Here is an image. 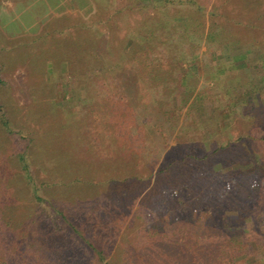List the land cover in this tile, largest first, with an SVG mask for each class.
Segmentation results:
<instances>
[{
  "label": "rangeland",
  "instance_id": "374dc122",
  "mask_svg": "<svg viewBox=\"0 0 264 264\" xmlns=\"http://www.w3.org/2000/svg\"><path fill=\"white\" fill-rule=\"evenodd\" d=\"M154 2L159 5L161 1L154 0L151 3ZM136 3L137 0H104V3L98 4L94 0L83 2L81 0H0V78L5 81L1 90L4 92L2 104L9 109L7 114L12 112L16 117L13 119L22 124L24 122L35 141L38 140L43 144L42 147L48 146L43 150L45 152L42 155L43 161L41 155L37 158L44 165V168L39 169V174L43 180L46 179L51 183L50 189L66 194L71 203L64 201L66 214L56 216V212L51 207V202H55L54 200L39 190L42 198L40 201L33 194L32 186L27 185V188L23 186V178L19 176L20 170L14 157L16 149L22 146L21 135L18 133L12 135L11 142H6L7 135L3 134L1 129L0 202L4 201L15 207L14 225L21 241L48 242L55 246L54 249L58 251L59 257L71 259L68 261L70 264H106L110 261L113 264H141L140 261L143 263L145 255L149 252L148 246L151 244H154L155 248L152 247L150 258L164 256V249H168L169 243L177 236V232L172 230L171 226L167 227L164 222L181 217V214H185L188 209L185 204V211L179 212L181 206L177 210L178 213H171L173 209L170 201L176 200L177 197H180L179 200H191L190 195L198 189L196 182L214 183L213 174L209 169L203 171L198 178L197 172H192L191 168L200 166L202 162H207L213 171L227 172V176L229 173L230 176H235L232 168L236 165L235 169L246 170L245 174L252 179H260L264 172V47L262 46L264 0H259L254 6L250 4V0L244 2L243 0H200V4L203 5L200 10L205 12V32L202 34L203 38L198 50L194 47L193 53H195L189 54L184 63V67H188L189 61L194 59L197 63L196 69L193 68L194 70L191 71V74L194 73V86L191 90L193 93L186 108L179 111L182 115L181 124L176 135H172L171 144L188 141L186 124H191L195 119L199 120L200 130L193 131L189 136L198 135L197 132L202 131V138L198 139L195 136L198 143L194 150L179 147L175 153H170L163 167V178L161 176L159 182L154 184V178L157 173L156 167H160L163 157L155 164V169L152 167L148 169L147 159L136 152L138 166L144 171L142 178H137L131 185H127L128 183L105 185L102 181L106 172L105 164L100 161H88L89 157L83 155L82 147H64L68 143L72 144L77 137L76 134L82 130L78 111L79 107L89 102L85 84H78L73 77V72H76L74 70L79 69L83 51L89 42L97 40L102 45L107 40L105 34L112 35L113 29L116 31V41L123 38L126 34L125 23L121 22L118 27L116 26L117 28L114 27V23L110 22L109 14L116 13L120 6L124 9L123 12L139 9L138 6L135 7ZM259 14H262L261 18ZM134 17L141 19L144 16L137 10ZM248 18L254 19L250 26L254 27L253 23L256 26L255 32L251 30L256 35L254 41L237 43L234 37V40L224 41H221L219 36L213 39L208 37L212 26L221 23L228 24L231 29L244 32ZM96 19H101L96 25V30L87 26ZM213 29L215 30L216 27ZM68 55L72 56L73 59L70 60L73 61L69 60L70 63L68 61L66 64L63 62V57ZM106 71L107 67L102 69L103 73ZM180 91V87L172 86L163 93V97H166L172 109H174L173 97ZM198 96L203 98L197 101ZM202 115L208 118V122L202 118ZM213 123L219 124L220 131L214 133L215 136L213 135L211 139ZM52 128L56 129L57 134L53 135L51 148L52 142L49 143L51 136L46 138L44 135ZM218 137L227 143L230 142L232 148L224 150L226 152H222L221 156L213 155L207 160H200L203 155H209V151L216 147L213 141ZM184 153L188 155L184 156ZM35 154L39 155L38 152ZM251 158L253 161L250 160ZM172 160L174 167H167ZM250 161L253 162L252 166L248 164ZM238 163L241 166H238ZM245 165L247 168H244ZM131 167L127 160L125 171L130 172ZM190 169L191 173H188L187 181L185 177V180L181 179L184 181L179 179L175 182L176 185L172 184L175 174ZM257 170L259 173L251 175ZM72 172L82 173L80 181L75 183L73 179L76 175ZM150 172L152 177L148 179L146 175H150ZM261 185L263 186L258 190L261 193L256 195L258 199H252V201L259 200V206H256L258 209H264V203H261L262 195L264 196L262 192L264 182ZM213 186H209L213 197L207 199L200 197V206L196 208L199 213L206 215L209 203L212 199H216L218 192L214 194ZM226 187L221 186L220 189L224 190ZM173 191L177 195H172ZM225 191L221 193L226 204H230L234 199H238L236 203L242 200L241 191L236 187L230 185ZM119 193L123 197L127 196L124 198V204L128 203V208L134 205L131 208L132 213L123 210ZM113 194L117 195V198L111 201ZM132 195L135 197L133 201L130 200ZM167 195L174 200L167 198ZM136 199L137 202L134 203ZM139 201L143 204L142 208L152 209L153 215L159 213L158 209H164V203H167L171 209L167 212L164 209V213L160 211L164 214V217L161 214L160 218L163 217L164 220L157 219L166 229L163 230L162 224L155 223L156 229L159 230L155 229L153 241L144 244L145 247L137 245L136 227L132 228L131 233L124 234L129 230L128 224L139 206ZM90 205H93L96 211L91 209ZM236 210L226 209L222 212L215 210V216L210 217L212 220L215 219V226L222 227V230H225V227L234 228L235 235L232 236L230 243L234 245L233 251H239L240 254L230 258L231 264H264V251L260 248L261 243L264 246V222H259V230L256 232L254 228L252 230L256 225H249L246 214L235 215ZM141 212L139 214L143 216ZM52 219L57 221V226ZM146 219L152 222L151 216ZM173 226L177 227V225ZM73 227L79 228V235L91 239L93 245L86 243L82 245L83 248L93 249L94 252L102 249L101 256L106 255L104 261L94 253L90 254V258L93 256L92 260L84 258L82 249L73 242V236L78 237ZM241 230L246 235L244 240L251 246L246 250L242 248L245 243L239 237ZM188 236H191V233ZM226 236L229 238L230 235ZM127 238L133 241L130 249L129 244L124 242ZM157 238L158 245H156ZM21 241L16 244L19 245ZM123 247L130 251L125 254ZM228 248L231 249L232 246L229 245ZM1 249L0 251H4L10 248L5 246ZM9 251L11 252V249ZM17 252L18 250L15 253ZM251 253H255L257 261L253 260L254 256ZM176 255L178 256L179 253L172 252L173 257ZM248 255L251 263L247 262ZM2 261L3 259H0V263ZM37 262L34 259L32 264H38Z\"/></svg>",
  "mask_w": 264,
  "mask_h": 264
},
{
  "label": "trees",
  "instance_id": "16d2710c",
  "mask_svg": "<svg viewBox=\"0 0 264 264\" xmlns=\"http://www.w3.org/2000/svg\"><path fill=\"white\" fill-rule=\"evenodd\" d=\"M81 1L83 2L85 0ZM94 1L97 4L104 3V0ZM153 1L137 0L135 7L138 6L139 9H129V11L127 8L128 11L123 12L124 9L120 6L116 13L111 12L109 14L110 22L114 23V27H118L121 22L125 23L126 34L123 38L116 41V31L113 29L112 35L105 34L107 40L102 45L97 40L95 42H89L82 53L83 58L79 64V69L73 72V77L76 78L77 83L85 84L86 97L89 102L79 107L78 113L81 119L82 130L76 134L77 137L73 140L72 144L68 143L64 147H82L83 155L89 157L88 161H100L105 164L106 167L104 168L106 172L102 180L105 182V185L122 183L131 185L137 178H142L144 171L138 166L136 152L147 159L148 163L146 164V168L148 169L150 167H156L155 164L163 157V162L160 163V167H156L157 173L154 178V184H156L164 172L163 167L170 153H175L179 147L180 149L185 147L186 150H194L198 143L196 137L198 139L202 138V131H198V135L189 136L193 131L199 129V120L195 119L191 124H186L188 131L186 140L189 138L188 141L185 143H179L177 141V143L171 144V137L172 135H176L181 124L180 116L182 115H180L181 113L179 111H183L186 108L193 93L191 90L194 86V73L191 74V71L193 68L196 69L197 63H195V59L189 61L188 67H184V63L189 54L195 53H193L194 47L198 50L200 41L203 38L202 34L205 32V12L200 10L203 5L200 4V0H160L159 5H156L155 2L151 3ZM257 2L259 0H250L252 6L257 4ZM137 10L143 14V18L136 19L134 17ZM259 16L261 18L262 14H259ZM100 20H93L87 26L96 30V25L100 23ZM253 20L252 18H248L247 26L243 29L244 32L237 31L233 28L231 29L228 24H215L209 31L208 37L213 39L215 36H219L221 41L234 40V37L237 43L254 41L256 35L253 33L255 32L254 28L256 26L254 23V27L250 26ZM83 24L85 25L87 23ZM213 27H216V29L214 30ZM251 30L254 32H251ZM262 46L264 47V42ZM63 59V62L67 64L73 58L68 55L63 57ZM105 67H107V71L103 73L102 69ZM4 83L5 81L0 78V129L3 134L7 135L5 136L6 142H11L12 135L15 136L17 133L21 135L22 146L16 149L14 157L20 170L18 172L19 176L23 178V186L25 188H27V185L32 186L33 194L40 201L42 198L39 195V190L51 198V200H54L55 202H51V207L56 212V216L63 215V213L66 214L65 205L67 202H70L66 194H60L58 190L50 189L51 183L46 179L43 180L39 174V169L44 168V165L37 158L41 155V160L43 161L44 157L42 155L45 153L43 150L45 147L48 148V146L44 145L42 147L43 144H40L38 140L35 141L24 122L22 124L16 121V117L12 112H9L8 116L7 112L9 109H7L6 105L2 104L4 92H1V90L3 89L2 84ZM172 86L181 88V91L173 97L174 109L170 107L166 97H163L164 91ZM202 98V96H198L196 100L198 101ZM202 118L208 122L206 116L202 115ZM218 131H220L219 124L213 123V131L210 133V138L212 139L214 133ZM56 134L57 131L55 128L45 132L44 136L46 138L51 136L49 139V143L52 142L51 148L53 147V135L55 136ZM213 142L216 147L209 151V155H203L204 157L200 160H207L213 155H217V157L221 156L222 152H226L224 150L232 148L230 142L227 143L219 137ZM35 152H38L39 155H36ZM187 155L188 153H184V156ZM127 160L132 166L130 172L124 169ZM252 161L248 163L251 166L253 165ZM238 164V166H241L240 163ZM172 166L174 167L173 160L167 167L170 168ZM236 167L232 168L235 176H230L229 173V180V177L226 175L227 172H223V170L222 173L213 171L207 162H202L200 166L191 168L192 172H197V178L203 171L209 169L213 174L214 183H205L207 184L206 187L203 181L196 182L194 180L196 185H198V189H195V193L190 195L189 199L191 200H179L178 198L180 197L174 200L172 198L174 196L172 195H177V193L174 194L176 189H174L172 195L170 194L172 197L167 195V198H171L174 201H170L172 211L167 203H164L166 212L170 210L171 213H178L177 210L181 206L182 209L180 208L179 212L185 211V204H187L188 209L185 214H181V217L164 222L167 227L170 228L171 226V229L177 232V236L173 242L169 243L168 249H164V256L150 258L154 244L148 246L149 252L145 255L144 264L232 263L230 258H235L240 254L239 251H233L234 245L230 243L232 236L235 235V231L232 227H225V230H222V227L218 228L215 226V219H210V217L215 216V210L222 212L226 209L229 211L237 209L235 215L246 214V221L250 226L256 225L252 227V230L254 228L256 232L259 230V222H264V209H258L256 207L257 205L259 206V200L252 201L253 198L258 199L256 195L261 193L258 190L260 186H263L261 184L264 182V172H262L263 175L260 179H252V177L245 174L247 173L246 170L239 171L235 169ZM244 168H247L246 165ZM191 169L187 172L181 171L178 175L175 174L176 176L172 184L176 185L175 182L177 180L184 179L185 177L187 181L188 173H191ZM151 172L150 175H146L148 179L152 177ZM255 173L257 174L259 171L257 170L251 173V175H255ZM74 174L76 176H74L73 180L76 183L82 178V173ZM210 185H214V194L218 192V195H215V200H211L208 207L209 210L204 215L196 211V208L200 206V197L205 199L213 197L212 191L209 188ZM230 185L241 191L242 200L238 201V203L235 202L238 199H234L230 204H226L223 199L222 193L226 192L225 189L230 187ZM221 186L227 187L223 190L220 189ZM119 196L123 202V210L126 213H132L131 208L134 205L128 208V203L127 205L124 204V198L127 196L123 197L120 193ZM262 197L264 198L263 195ZM116 198L117 195H111V201L116 200ZM263 198L261 199V203H264ZM134 199L135 197L132 195L130 200L133 201ZM59 201H62V203H58ZM135 202H137V199ZM138 205L137 210L132 215V219L128 224L127 229L129 230L125 231L124 234L131 233L132 228L136 227V239H134L138 246L145 247L144 244H149L153 241V232L159 230V228L156 229L155 223L164 225L159 220L164 217V214H162V212L164 213V209H158L159 213L153 215L152 209L142 208L141 205L143 204L141 201L138 202ZM91 209H94L93 205ZM94 210L96 211V209ZM160 211L162 212L160 213ZM140 212L143 216L139 214ZM161 214L163 215L162 218H160L162 216ZM14 215L15 207L12 204L1 201L0 249L1 247L8 246L11 252L9 251L10 249L0 251V259H3L0 264H28L24 262H30L29 264H32L34 259L36 262L37 260L39 261L37 262L38 264H70L68 261H71V259L68 260L59 257L58 251L54 249L55 246L50 245L48 242L32 243L25 240L21 241L15 229ZM149 216H151L152 222L146 219ZM54 221L56 222L54 224L57 226V221ZM173 225H177V227ZM148 226L149 229H147ZM162 228L163 230L166 229L164 226ZM73 230L77 234L80 232L78 227H73ZM189 233H191V236H188ZM227 234L231 237L229 236L227 238ZM244 234V231L241 230L239 237L245 243L242 248L246 250V248H250L251 246L244 240L246 238ZM90 240L85 235L78 234V237L73 236V242L77 243L82 249L84 258L89 259L90 254L94 253L104 261L106 255L103 254L101 256L103 253L102 249L94 252L93 249L83 248L82 245H86V243L93 245ZM19 241L21 243L17 245L16 243ZM124 242L129 244L128 248L130 249L133 241L127 238ZM158 244L159 239L157 238L156 245ZM229 245L232 246L231 249L228 248ZM126 247H123L125 254L130 251ZM260 248L264 251L262 243ZM17 250L18 252L15 253ZM172 252L179 253V255L173 257ZM130 255L134 256V254ZM79 256L83 260L81 253H79ZM253 256V260H255V253ZM250 260V256L248 255L247 262H250ZM140 263L143 264L142 261ZM106 264L113 263L110 261Z\"/></svg>",
  "mask_w": 264,
  "mask_h": 264
}]
</instances>
